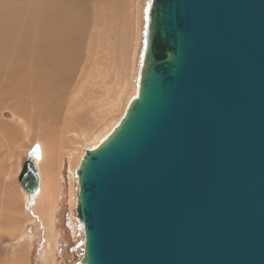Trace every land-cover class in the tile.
Wrapping results in <instances>:
<instances>
[{"label": "water", "instance_id": "obj_1", "mask_svg": "<svg viewBox=\"0 0 264 264\" xmlns=\"http://www.w3.org/2000/svg\"><path fill=\"white\" fill-rule=\"evenodd\" d=\"M143 40L136 95L75 171L79 264H264V0H147Z\"/></svg>", "mask_w": 264, "mask_h": 264}, {"label": "bare ground", "instance_id": "obj_2", "mask_svg": "<svg viewBox=\"0 0 264 264\" xmlns=\"http://www.w3.org/2000/svg\"><path fill=\"white\" fill-rule=\"evenodd\" d=\"M145 1H113L112 4L115 9L125 3H128L131 9L121 18L122 21L119 24L121 26L110 28L111 34L106 35L107 38H105V34L90 37L88 43L91 44V47L87 44V49H83L86 52L85 56L88 55V59H84V63L82 62L83 67H81V72L78 75L79 78L74 80V85L71 84L72 75L77 70L79 63V60L75 58L80 56L82 51H80L81 48L76 49V45L72 47L74 42L71 44L64 42L70 41L68 35L60 33V47L56 46L58 42L54 44L55 47H51L55 56H51L50 59L41 55L42 47H35L39 56L34 59L31 57L29 60L32 61L23 66L20 61L22 50L20 42L15 45L13 57L11 58L9 55L11 60L8 61L10 72L9 74L7 72L9 75L7 84L10 86L17 80V76L25 75L26 77L21 80L20 85L14 91L24 96L27 82L32 83L31 86L36 85L35 88L41 105L36 109L29 105L16 106L10 113L11 122L16 123L14 129L16 131L19 129L23 138L30 139L34 133L33 136H39V140L33 142L34 144L30 147L39 146L40 158L38 160L31 159V163L35 165L39 176L36 194L28 196L22 189V191L20 190L22 199L25 200L26 209L31 210L28 212L31 220L26 223L28 225L26 231L20 237L23 239H19L17 243L19 245L8 256V264H14V261L18 264L28 263L30 244L36 235L34 232L42 224L45 230L43 244L45 263L57 264L55 246H57L58 237L55 216L57 215V201L62 187V169L67 163L69 172L73 173L75 168L77 169L86 148H95L107 137L122 118L129 100L136 95V80L140 71V58L142 56L141 42L143 38L140 34L143 23L142 9ZM99 6L100 8L106 6L104 0H99ZM6 12L0 13V55L10 49L11 42L9 40L10 37H14L10 28L12 25L16 26L14 24L16 18L14 17V20L9 18L13 12H10V15L5 14ZM99 12L95 18L101 14L105 21L112 23L118 18L116 13H110L108 16L104 11ZM16 41L15 38V43ZM39 45L43 46L42 44ZM41 61L45 62L44 64L49 63L47 68L46 65L41 67ZM70 61H72V66ZM6 62L7 60L4 62V59H0V72L7 68H5ZM79 71L78 69L77 72L79 73ZM0 76L4 77V74L1 73ZM45 80H47L48 88H52L53 85L59 88L60 95L46 94ZM66 94L69 95L67 101H65ZM8 103L10 104V102ZM49 105L54 108L49 107ZM15 111L24 115L30 122L41 123V128H34L26 118L16 114ZM69 194H72V189L69 190ZM32 218L35 220L32 221ZM21 245L23 255L15 252Z\"/></svg>", "mask_w": 264, "mask_h": 264}, {"label": "rangeland", "instance_id": "obj_3", "mask_svg": "<svg viewBox=\"0 0 264 264\" xmlns=\"http://www.w3.org/2000/svg\"><path fill=\"white\" fill-rule=\"evenodd\" d=\"M113 1L114 0H104L106 6L100 8L99 0H0V13L2 12L1 14H4V12L7 11L5 14H9L10 12H13L12 15L9 14V18L12 20L16 18V21L14 20L16 26L12 25L10 28V31L13 32L14 35V37L12 36L14 39L10 37L9 40L11 42L9 47L11 50L8 49V52L3 53L4 56H2L3 54L0 55V59H4V62L7 60V64H5V68H7L2 69L0 72V75L1 73L4 74V77L0 76L1 81L3 80L2 82L0 81V264H8V256L12 250L19 245H17L19 239H23L20 237L26 231V227L28 226L26 223L31 220L28 213L31 212V210L29 211V209L27 210L25 207V200L23 201L22 199V190L18 183V177L22 171L24 162L26 161V154L31 148L30 145L32 146L39 140V136H33L35 133L32 135L33 137L30 136V139L23 138L20 130L18 129L16 131L14 129L16 123H13V121L11 122L10 113L16 106L29 105L31 108L36 109L41 105V102L38 100V92L35 88L36 85L31 86L32 83L27 82L25 84L26 89L24 96H21V93L18 94L15 92L17 86L20 85L21 80L26 77L25 75L17 76V80L14 81L13 84L11 83L13 87L7 84L9 78L8 74L10 72L8 69V61H10V57L12 58L13 54H15L13 50L15 45L18 44L17 42L21 43L22 50L20 53V61L23 66L28 65V63L32 61L29 60L31 57L34 59L39 56V52L35 47H42L41 55L44 58L50 59L51 56H55L52 53L51 47H55L54 44L57 42L56 46L60 47V33L68 35L70 41L64 42L67 44L74 42L72 47L76 45V49L79 50V48H81L80 51H82L80 52V56L75 58L79 60L77 70L74 71L72 68L74 73L72 75L71 84L73 83L74 85L75 81L79 78L78 75L81 72V67H83L82 62L84 63V59H88V55L85 56V50L87 49V44L91 47V44L88 43L90 37L105 34V38H107L106 35L111 34L110 28L121 26L119 25L122 21L121 18L131 9V6L128 3L121 4L115 9L112 4ZM140 2H143V0H140ZM146 4L147 0L143 3L142 9L143 23L140 36L143 39ZM99 11H104L108 16L110 13H116L118 18L114 21L115 25L114 22L105 21L101 14L99 17L95 18ZM112 20H114L113 17ZM15 38L17 40L16 43ZM143 39L141 42L142 49ZM39 44H42L43 46H40ZM139 57L140 54L138 55V60ZM43 61L46 62V60ZM43 61L40 62L41 67L46 65L45 67L47 68V64L49 63L44 64L45 62L43 63ZM70 63L72 66V61H70ZM78 69L80 70L79 73L77 72ZM5 77L6 79H3ZM46 82L47 80H45L46 94L53 93L55 95H60L59 88L54 87V85L52 88H48ZM68 94H66V97L69 96ZM67 99L68 97L65 101H67ZM8 102H10V104ZM49 107L54 108L50 105ZM15 113L26 118L24 115L16 111ZM26 120L31 123L34 128H41L42 126L41 123L30 122L27 118ZM16 122H18V120H16ZM64 167L61 172L62 187L57 201V215L55 216L58 237H56L57 246H55V258L57 264H79L82 252L83 228L75 218L74 211L78 191L75 176L76 168L74 172L71 173L68 170L67 163ZM70 189H72V194H69ZM34 220L35 219L32 218V221ZM43 230L44 227L42 224L35 232L32 231L36 235L30 244L27 264H46L43 256V244L45 238V230ZM21 248L22 245L15 251L19 253V255H23ZM14 264L18 263H15L14 261Z\"/></svg>", "mask_w": 264, "mask_h": 264}]
</instances>
